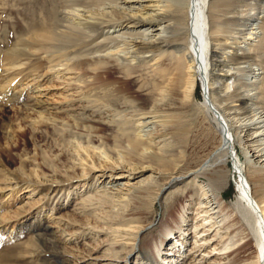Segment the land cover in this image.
<instances>
[{
  "label": "bare ground",
  "instance_id": "bare-ground-1",
  "mask_svg": "<svg viewBox=\"0 0 264 264\" xmlns=\"http://www.w3.org/2000/svg\"><path fill=\"white\" fill-rule=\"evenodd\" d=\"M2 1L6 3L7 10L19 15L22 25L17 32L16 21H11V29L15 34L17 32L12 38L6 34L9 31L8 27L0 32V53L4 51L11 53V59L0 58L5 61V71L9 76L7 79L2 78L4 84L0 88L1 99L9 101L6 103H16L15 100L10 102L11 97L15 95L9 90L14 75L21 73L15 67L21 64V56L36 46L38 51H42L43 58L50 60L49 68L55 75H77L78 66H81L84 72L87 70L88 73H92L91 76H94L90 82L82 77L79 78L87 89L83 94L87 102L76 108L73 104H67V110L60 108L67 115L61 120L52 113H47L49 117L44 118L45 107L37 102L39 108L36 111L37 115L52 122L53 125L39 132L38 137L42 142L35 143L36 152L33 156L28 155L23 147L24 157L20 160V167L17 168L23 178L15 180L14 187L17 191L25 189L24 184L29 187L32 184L39 185L43 190V196L47 198L44 201L47 204L51 198L56 197L54 196L56 190H67L74 184L86 185L89 187L88 190L92 189L90 194L95 191L99 193L98 200L110 203L113 210L109 220L111 243L118 246L130 243L129 252L137 248L136 252L140 256L151 260L154 253L159 255V243L163 240L149 236L142 238L141 241L139 239L140 244L138 241L135 242L142 228L149 222L154 203L161 200L164 188L160 180H165V185L169 184L170 187L171 184L181 183L185 178H189L194 185L191 200L194 199L196 204L195 214L201 216V224L204 220L209 221L212 218H214L212 224H216L229 217L222 215L217 220L220 215L215 209L222 203L219 190L226 176L222 168L232 157L241 179L237 186L235 203L239 215L234 217L240 225L239 230L223 242L220 250L226 254L229 261L234 260L236 251L232 250V247L251 233L256 237V251L246 264H264V111L252 108L251 103L244 104V107L235 104V108L247 109L246 112H238L240 109L235 110L234 107L227 112L226 108L212 99L214 89L218 90L224 86L223 92L228 94L230 90L235 91L237 88L235 80L224 84L222 77L216 75L218 73L216 70L219 69L216 66L220 65V61L215 58L218 46L212 41L213 33L221 31L216 13L221 0ZM232 1L237 6L244 0ZM252 1L258 10L249 14L243 28L234 30L236 42H234L233 54L234 56L241 54L239 57H242L250 53L248 43L259 46L258 51L254 52L252 48L251 53L263 54V64L261 67L257 65L250 68L243 77V84L254 90H264V78H260V74L264 73V0ZM17 3H20L21 7ZM183 16H186L188 44L180 41ZM237 20L238 18L228 19L234 23ZM260 22L261 26H259ZM8 25L6 23L4 27ZM36 30H39V33L35 34ZM28 33L29 35L23 38V35ZM239 37L246 41L252 39V42L249 41L241 47L238 45L242 42L238 40ZM240 49L244 52H239ZM153 54L157 56L155 59L152 57ZM166 54L171 58L173 66L157 67L159 60ZM140 63L151 69L152 74L148 73L151 80L141 81L138 65ZM231 68L220 70L225 74ZM62 71L67 72L62 73ZM100 71L104 73V77L100 75ZM200 72L203 76L199 74ZM198 79L201 80L205 90L204 100L200 103L188 102L194 100L193 91ZM136 82H138L137 89L133 91L131 88ZM257 93L258 91L253 94L234 92L236 98L234 101L243 104L246 100L257 97ZM218 96L220 99L223 97L221 94ZM193 105L199 106L203 117L217 133L218 139L198 162L191 166L188 162L189 153H186L189 132L186 133L187 129L183 123L186 121L185 116H188L187 107ZM20 109L21 106H17L13 111L20 115ZM34 110L31 112L32 115ZM2 112L4 111L0 110V113ZM242 113L247 114L241 115ZM30 116L28 118L31 119ZM157 128L161 133L158 137H154ZM28 132H31V128L26 126L24 132L18 136V140ZM49 132L51 133L48 134ZM174 134H177L176 138H183L179 140L180 153L171 155V152L168 155L171 156H167L168 161H166L164 154L173 151L170 147L174 143ZM203 134L205 140L211 138L209 131L206 130ZM235 144L242 148L244 159L236 152ZM12 146L14 149L19 147V145ZM26 148L30 147L26 146ZM230 148L234 150V156L230 154ZM58 151L59 155L51 156L52 152ZM83 151L91 158L92 166H84L85 163H82L83 160H87L88 155L79 158V163L69 162L68 168L60 166L59 163H64L71 157L76 159ZM97 158L99 162L94 163ZM76 165L81 167H75ZM101 165H106L109 173L94 172L93 168H100ZM247 171L250 173V180ZM10 172L7 163L0 156V181L6 175L9 176L12 173ZM208 172H210L207 177L209 183L201 182L200 175L206 176ZM141 176L143 178H140ZM123 186L127 187L124 193L126 195L120 193ZM187 186L185 183L176 187L166 199L171 198V204L175 203L187 191ZM140 189L147 191L145 194L147 200L141 208L144 215L118 216L115 211L126 208V200ZM87 198L92 201L89 195ZM25 217L27 215L21 218ZM47 217L49 218V215ZM26 221L23 226L31 231V235L27 238L32 242L27 245L34 248L32 252L40 250L54 252L53 260L43 258L45 264L90 262L85 260L87 254L74 256L65 252L64 230H55L46 221L38 220L36 223ZM197 226L199 224L195 225V228ZM2 228L3 224L0 220V231ZM218 229L219 227L216 232ZM159 230L164 238L174 234L172 226L166 221L160 223ZM180 231L181 238H177L176 244L173 243L168 248L170 252L164 253L163 260L167 259L166 264H171L184 254L182 245H185L187 237L181 235L182 230ZM193 234L195 235L192 238L193 242L199 249L206 241V237L201 238L203 241L201 242L200 239H195L196 233ZM113 254L118 257V250L113 251ZM127 257L126 254L124 261H128ZM185 257L186 254L183 259ZM189 257L200 264L205 256L196 257L192 254ZM114 264L119 263L114 262Z\"/></svg>",
  "mask_w": 264,
  "mask_h": 264
},
{
  "label": "rangeland",
  "instance_id": "rangeland-1",
  "mask_svg": "<svg viewBox=\"0 0 264 264\" xmlns=\"http://www.w3.org/2000/svg\"><path fill=\"white\" fill-rule=\"evenodd\" d=\"M2 2L3 1L0 0V32L3 28L6 30L8 27L9 31H7L6 34L12 38L13 36H16L17 32H19L22 25V19L19 18L17 13H11L7 10L6 3ZM17 4L20 6V3ZM185 8L186 3L184 4V10ZM256 10H258V8L252 0H244L237 6H235L234 1L232 0H221V5L216 11L221 24V31L219 33H213L214 40L212 41L218 46L215 58H218L220 61V65H217L218 67L216 66V68H219L216 70V72H218L216 75L222 77L221 80L224 81V84L230 80H235L237 90H230L228 94H224V86L218 90L214 89L212 99L215 103L226 108L227 112L228 110H233L235 104L239 107H244V104L251 103L253 104L251 105L252 108L264 111V90H254L243 84V77L248 73L250 68L257 65L261 67L263 64V54L251 53L252 48L253 51L256 52L260 49L259 46H253L248 43L247 47H250V50L248 51L250 53H247L248 55L245 54V56L239 57L241 54L238 56H234L233 54L234 42H236L234 40V30L243 28V24L247 22L249 14ZM259 16H261V14ZM182 18L183 20L180 25L182 27L180 31V41L184 44H188L189 36L185 26L186 16H183ZM230 18H238V20L234 23V21H228ZM11 21H16V34L13 32V29H11ZM6 23L10 25V28L9 25L6 26V28L4 27V24L6 25ZM259 26H261V22L259 23ZM257 30H259V27ZM34 33H39V30H36ZM28 35L29 33L24 34L23 38ZM247 36L248 34H246V37ZM238 40L242 41L238 44L241 47L249 41L250 43L252 42V39L246 41L241 37H239ZM159 43L161 44V41ZM34 49H30V52L22 55L21 64L15 67L16 70L21 73L14 75L15 78L11 81L9 90L15 95L13 97L10 96L12 98L10 102L15 100L14 102L16 103H6L9 101L0 98V110L4 111L0 113V156L3 157L7 163L9 170L16 174L13 175L10 172L11 174H9V176L6 175L0 181V220H2L3 224L2 231H0V264H45L43 258H50L53 260V251L40 250L34 253L32 252L34 248L27 245V243L32 242V240L27 238L31 235V231L23 226V223L26 220V222L34 223L38 222V220L41 222L46 221V223H48L50 227L55 228V230H64L63 237L65 240L64 244L66 242V245L63 246V248H65V252H68V254H74V256L87 254L85 260H90L88 264H114V262H118L119 264H166L167 259L163 260L164 253L170 252L168 251V248L172 246L173 243L176 244L175 240L177 238H181L179 237L180 230H182L181 235L183 234V236L187 237L185 245H182L184 254L178 257V259H175L171 264H198L197 260L195 261L193 260L194 258L189 257L192 254L196 257L205 256L200 264H246L253 258L256 251V237L251 233L241 242H238L232 247V250L236 251L233 257L234 260L229 261L228 258H226V254L220 250L223 246V242L227 240L229 236L237 232L240 225L234 217L239 215L236 212L235 203L238 194L237 186L241 179L239 180L234 172L237 168L232 157L229 158L226 166L222 168L226 174L225 180L222 182V188L219 190L221 196L220 201L222 203L218 205L217 202H215V204L218 205L215 210H218L220 215L217 220H219L222 215H229V217L216 224H212L214 218L209 221L204 220V223L201 224V216L198 217L195 214L194 210L196 204L194 203V199L191 200L192 194L194 193V185L189 181V178H185L181 183L171 184L170 187L169 184L165 185V180H160V183L164 188V191L161 193V200L154 203L151 208L152 213L150 214L149 222L142 228L138 240L135 242L137 243L138 241V244H140L141 242H139V239L141 241L142 238L145 239L149 236L163 240L159 243V255L154 253L151 260H147L140 256L138 252H136L137 248L134 251L129 252L131 247L130 243L120 246L111 243L112 233H110L109 229V220L111 219L113 210L110 203L98 200L97 196L99 193L93 191L91 192L92 194H90L92 189L90 188L88 190L89 187L86 185L74 184L67 190H56L57 192L54 195L56 197L51 198L50 202L47 204L44 202L47 198L43 196V190L39 185L36 186L35 184H32L29 187L27 184H24L26 185V188L17 191V188L14 187L15 180L17 178H23V175H19L17 171V168L20 167V160L24 157V154L22 153L23 147L27 150L28 155L33 156L36 152L35 143L40 144L42 142V139L38 137L39 132L41 130L49 129L53 125L52 122L44 119L45 117H49L47 113H52L55 117H59L58 120H61L67 116L64 114V110H67V104H73L75 106L74 108L82 106L84 102H87L83 97V94L87 89L79 78L82 77L84 80L90 82L94 77L91 76L92 73H88L87 70L84 72V69L81 66H78L77 75H55V73L49 68L51 64L50 60L43 58L42 51H38L37 46ZM239 52H244V50L240 49ZM156 53L159 52L156 51ZM153 55L154 56L152 57L155 59L157 56H155L156 54ZM10 56V52L6 53V51H4L3 53H0V58L11 59ZM172 63L171 58L166 54L161 60H159L157 67L173 66ZM142 64L143 63L138 64L142 77L141 81H149L151 80V77L149 76V74H152L151 69L148 67L146 68ZM229 67H232L231 70L225 74L220 70H225ZM5 68V61L0 59V88L4 84L2 80L9 77ZM64 72L67 71H62V73ZM100 73V75L104 77V73L101 71ZM263 76L264 73H261L260 78L263 79ZM173 77H175V75H173ZM15 79H17L16 82H13ZM137 83L138 82H136L131 88L133 91H136ZM197 86H199V91L197 90ZM257 91V97L252 100L248 99V101L246 100L243 104L234 101L236 99L234 92L253 94ZM193 94L194 100L188 102H203L205 90L203 87L202 91L199 79L195 83ZM218 94H221L222 96L224 94L225 96L220 99ZM37 102H40L41 106L45 107L43 119L37 115L38 112L36 111L39 109L37 107ZM17 106H21L20 115L15 114L13 111ZM60 108H64V110H60ZM236 109H240L238 112H246L247 110L241 108H235V110ZM33 110L35 111L34 115L31 113ZM187 110L188 116H185L186 121L183 124L187 129L186 133L189 132L186 153H189L190 158L188 162L192 166L196 164L203 154L215 144L218 135L211 124H208L207 119L203 117V113L198 105L187 107ZM244 114L247 113H242L241 115ZM29 115H31V119L28 118ZM26 126L31 128V132L26 133L20 140H18V136L24 132ZM206 130L211 133V138L207 140H205L203 134ZM50 133L51 132L48 134ZM160 133L161 130L157 128L154 132V137H158ZM176 135L177 134H174V143H172L170 147L173 151L164 154L166 161H168V158L166 157L171 152V155H177L180 153L181 148H179L178 145L180 144L179 140L181 141L183 138H176ZM12 145H19V147L14 149ZM26 146L30 148L27 149ZM235 150L240 157L244 159V153L240 145L235 144ZM59 153V151L52 152L51 156L54 157L56 154L59 155ZM86 153L87 152L83 151L82 155H77L76 159L73 157L69 159L67 158L64 163L59 164L62 168H68L70 165L69 162H71V164L73 162L75 164L79 163V158L88 155ZM87 157V160H83L82 163H85L84 166H92L90 163L91 158L89 155ZM96 160L97 161H94V163L99 162L98 158ZM75 167L81 166L76 165ZM93 169L96 173L100 171L109 173V168L106 165H101L100 168L94 167ZM236 172L239 175L237 170ZM209 173L210 172H208V175L206 176L200 175L199 180L203 183H209L207 178ZM246 174L250 180V173L247 171ZM140 178L143 177L141 176ZM119 179L123 180L124 178ZM177 181L178 180H176V182ZM185 183L188 185L187 191L182 194L179 200L171 204L172 199H166L167 195L176 189V187ZM231 185L234 188L233 191H231ZM122 188L123 189L120 193H126L127 187L123 186ZM146 193L147 191L145 192L142 189L137 190L135 195L130 196L129 200H126L127 207L124 209L120 208L115 212L118 216L124 217L143 216L144 214L141 208L147 200V197H145ZM88 195L92 201H89V198H87ZM91 202L92 205H90ZM24 215H27V217L21 218ZM48 215L49 218H46ZM184 218L185 221H183ZM162 221H166V223L168 222L170 226H172L174 234H170V236L168 235L165 238L162 237L163 235L159 230V225ZM243 222L246 224L245 221ZM197 224H199V226L195 228V225ZM246 226L249 227L248 225ZM217 227H219V229L216 232ZM82 231H84V233H82ZM193 233H196L195 239H200L199 241L201 242H203L201 238L206 237V241H204L203 246L199 249H197L198 246L193 242L192 238L195 236ZM115 250H118V257H116V254H113V251ZM126 254L128 256V261H124V256ZM175 254L178 255V253ZM185 254L186 257L183 259ZM198 254L199 256H197Z\"/></svg>",
  "mask_w": 264,
  "mask_h": 264
},
{
  "label": "water",
  "instance_id": "water-1",
  "mask_svg": "<svg viewBox=\"0 0 264 264\" xmlns=\"http://www.w3.org/2000/svg\"><path fill=\"white\" fill-rule=\"evenodd\" d=\"M199 74H201V76H203L201 72H200ZM199 81H200V83H201V89H202V91H203L202 82H201L200 79H199ZM224 136L226 137V139L228 138L226 133L224 134ZM229 151H230V154L232 153V156H234V150L230 148ZM230 158H231V157H230ZM232 167H233V165H232ZM233 169H234V168H233ZM234 172L236 173V175L238 176V179L240 180V177H239L238 173L236 172V170H234Z\"/></svg>",
  "mask_w": 264,
  "mask_h": 264
},
{
  "label": "trees",
  "instance_id": "trees-1",
  "mask_svg": "<svg viewBox=\"0 0 264 264\" xmlns=\"http://www.w3.org/2000/svg\"><path fill=\"white\" fill-rule=\"evenodd\" d=\"M197 90L199 91V86H197ZM230 188H231V191H233L234 188L232 185L230 186Z\"/></svg>",
  "mask_w": 264,
  "mask_h": 264
}]
</instances>
